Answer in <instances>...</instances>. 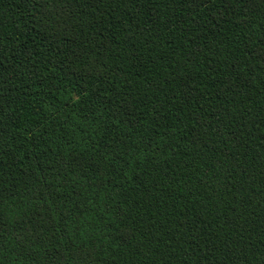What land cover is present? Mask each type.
I'll return each mask as SVG.
<instances>
[{
    "label": "trees",
    "instance_id": "obj_1",
    "mask_svg": "<svg viewBox=\"0 0 264 264\" xmlns=\"http://www.w3.org/2000/svg\"><path fill=\"white\" fill-rule=\"evenodd\" d=\"M0 264H264V0H0Z\"/></svg>",
    "mask_w": 264,
    "mask_h": 264
}]
</instances>
